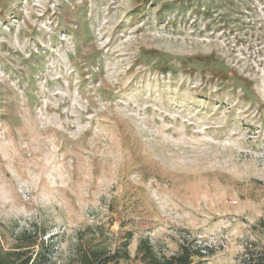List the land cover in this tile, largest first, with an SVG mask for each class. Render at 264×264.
Masks as SVG:
<instances>
[{"label": "rangeland", "instance_id": "obj_1", "mask_svg": "<svg viewBox=\"0 0 264 264\" xmlns=\"http://www.w3.org/2000/svg\"><path fill=\"white\" fill-rule=\"evenodd\" d=\"M41 240L264 260V0H0V243Z\"/></svg>", "mask_w": 264, "mask_h": 264}, {"label": "trees", "instance_id": "obj_2", "mask_svg": "<svg viewBox=\"0 0 264 264\" xmlns=\"http://www.w3.org/2000/svg\"><path fill=\"white\" fill-rule=\"evenodd\" d=\"M31 237V236H30ZM39 252L35 253L36 261L34 257L23 250L13 249L6 250L0 243V264H49L50 263V244L43 243L41 240L39 243ZM136 257L142 262V264H192L193 256L201 257L202 255L196 252H191L189 248L181 246L177 252L170 255L157 254L148 240H140L136 248ZM128 253L125 251L122 255L117 253H107L104 255L101 252L93 251L90 254H84L81 257L80 264H118L119 259L127 258ZM249 261L252 264H264V260L254 257L244 259L243 264H247L245 261Z\"/></svg>", "mask_w": 264, "mask_h": 264}]
</instances>
